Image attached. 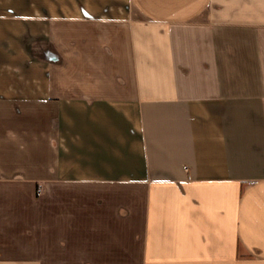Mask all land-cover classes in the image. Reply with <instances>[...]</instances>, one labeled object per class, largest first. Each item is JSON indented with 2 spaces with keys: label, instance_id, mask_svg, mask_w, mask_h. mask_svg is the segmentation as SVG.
<instances>
[{
  "label": "crops",
  "instance_id": "0c3cea01",
  "mask_svg": "<svg viewBox=\"0 0 264 264\" xmlns=\"http://www.w3.org/2000/svg\"><path fill=\"white\" fill-rule=\"evenodd\" d=\"M0 264H264V0H0Z\"/></svg>",
  "mask_w": 264,
  "mask_h": 264
},
{
  "label": "water",
  "instance_id": "95a60500",
  "mask_svg": "<svg viewBox=\"0 0 264 264\" xmlns=\"http://www.w3.org/2000/svg\"><path fill=\"white\" fill-rule=\"evenodd\" d=\"M42 60H44L45 63H52V61H54L50 57L42 59ZM56 61H57V64H62L64 62L63 58L59 54L57 55V60Z\"/></svg>",
  "mask_w": 264,
  "mask_h": 264
}]
</instances>
